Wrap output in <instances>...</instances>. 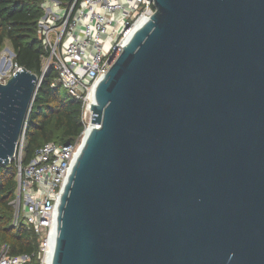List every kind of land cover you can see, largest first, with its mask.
<instances>
[{
  "label": "water",
  "instance_id": "water-1",
  "mask_svg": "<svg viewBox=\"0 0 264 264\" xmlns=\"http://www.w3.org/2000/svg\"><path fill=\"white\" fill-rule=\"evenodd\" d=\"M151 1L94 89L46 263L264 264V0ZM42 76L0 82V164Z\"/></svg>",
  "mask_w": 264,
  "mask_h": 264
},
{
  "label": "built area",
  "instance_id": "built-area-1",
  "mask_svg": "<svg viewBox=\"0 0 264 264\" xmlns=\"http://www.w3.org/2000/svg\"><path fill=\"white\" fill-rule=\"evenodd\" d=\"M40 7L42 15L36 31L46 52L42 74L53 69L56 78L51 85H61L80 101L84 127L73 142L44 143L25 164L23 134L18 139L12 157L16 165L12 225L16 226L19 220L30 224L38 237V251L11 255L8 246L2 245L0 264H47L60 196L82 148L85 131L91 125L94 89L133 36L136 23L141 19L147 21L154 11L151 0H74L67 4L43 0ZM12 73L14 70L0 76V82Z\"/></svg>",
  "mask_w": 264,
  "mask_h": 264
},
{
  "label": "trees",
  "instance_id": "trees-1",
  "mask_svg": "<svg viewBox=\"0 0 264 264\" xmlns=\"http://www.w3.org/2000/svg\"><path fill=\"white\" fill-rule=\"evenodd\" d=\"M43 0H0V50L5 40L13 52V64L42 75V59L46 52L37 35V20L42 15ZM72 3L74 0H58ZM79 1V0H77ZM56 72L49 69L38 82L23 129L22 163H27L35 150L46 142H73L82 132L81 103L61 87L52 86ZM64 91L62 93L61 91ZM15 161L0 164V248L7 245L9 254L37 253L38 237L24 220L12 225L11 201L16 190Z\"/></svg>",
  "mask_w": 264,
  "mask_h": 264
},
{
  "label": "rangeland",
  "instance_id": "rangeland-1",
  "mask_svg": "<svg viewBox=\"0 0 264 264\" xmlns=\"http://www.w3.org/2000/svg\"><path fill=\"white\" fill-rule=\"evenodd\" d=\"M12 52L10 44L7 40L4 41L3 46L0 50V76L5 75L8 72H12L14 70L15 65L13 64V57L9 56V52ZM64 93V91H61Z\"/></svg>",
  "mask_w": 264,
  "mask_h": 264
},
{
  "label": "bare ground",
  "instance_id": "bare-ground-1",
  "mask_svg": "<svg viewBox=\"0 0 264 264\" xmlns=\"http://www.w3.org/2000/svg\"><path fill=\"white\" fill-rule=\"evenodd\" d=\"M145 21H146V19H141L140 21H138V22L136 23V25L134 26L133 30L138 29L142 24H144ZM9 56H12L11 51L9 52L8 58H9ZM12 57H13V56H12ZM93 127H94L93 125H90V126L86 129L85 134L87 133V131H88L90 128H93ZM84 138H85V137H84Z\"/></svg>",
  "mask_w": 264,
  "mask_h": 264
}]
</instances>
